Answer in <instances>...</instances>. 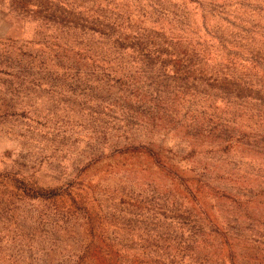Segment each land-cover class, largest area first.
<instances>
[{
    "label": "trees",
    "instance_id": "trees-1",
    "mask_svg": "<svg viewBox=\"0 0 264 264\" xmlns=\"http://www.w3.org/2000/svg\"><path fill=\"white\" fill-rule=\"evenodd\" d=\"M92 9L62 18L72 39L62 32L43 61L69 65L103 133L115 131L124 150L151 162L156 222L133 197L131 206L141 205L119 226L127 236L109 242L101 232L79 262L264 264V0H106ZM161 131L169 139L158 143L152 135ZM174 140L188 150L168 147ZM191 160L186 178L179 165ZM201 196L210 209L197 207ZM63 197H72L67 186L0 173V206ZM221 202L230 214L220 216ZM233 219L251 224L232 232Z\"/></svg>",
    "mask_w": 264,
    "mask_h": 264
},
{
    "label": "rangeland",
    "instance_id": "rangeland-1",
    "mask_svg": "<svg viewBox=\"0 0 264 264\" xmlns=\"http://www.w3.org/2000/svg\"><path fill=\"white\" fill-rule=\"evenodd\" d=\"M105 1L0 0V173L47 188L67 186L72 195L56 204L23 199L0 206V264H91L77 258L93 239L102 241L101 232L109 242L127 236L119 226L141 205L132 207L133 197L141 196L147 223L156 222L153 176L146 172L153 170L151 162L124 150L127 141H115V131L109 138L103 133L96 103L79 92L69 65L59 66L53 57L43 61L47 49H56L57 36L68 30H60L63 17L91 15L92 7ZM71 32L62 33L65 40L72 39ZM152 137L158 143L169 139L163 131ZM175 144L168 147L176 149ZM184 146L176 151L185 153ZM194 167L195 160L181 163L179 173L190 178ZM198 198L197 207H212L209 198ZM215 208L220 216L231 213L227 202ZM248 224L233 219L229 227L235 232V226Z\"/></svg>",
    "mask_w": 264,
    "mask_h": 264
},
{
    "label": "crops",
    "instance_id": "crops-1",
    "mask_svg": "<svg viewBox=\"0 0 264 264\" xmlns=\"http://www.w3.org/2000/svg\"><path fill=\"white\" fill-rule=\"evenodd\" d=\"M1 23H2V22H1V19H0V26H1Z\"/></svg>",
    "mask_w": 264,
    "mask_h": 264
}]
</instances>
